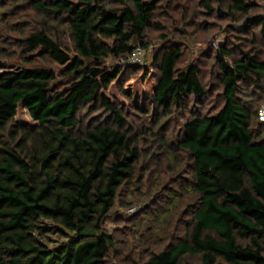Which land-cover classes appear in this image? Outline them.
Instances as JSON below:
<instances>
[{"label": "clouds", "instance_id": "obj_1", "mask_svg": "<svg viewBox=\"0 0 264 264\" xmlns=\"http://www.w3.org/2000/svg\"><path fill=\"white\" fill-rule=\"evenodd\" d=\"M261 150L264 0H0V264H264Z\"/></svg>", "mask_w": 264, "mask_h": 264}, {"label": "trees", "instance_id": "obj_2", "mask_svg": "<svg viewBox=\"0 0 264 264\" xmlns=\"http://www.w3.org/2000/svg\"><path fill=\"white\" fill-rule=\"evenodd\" d=\"M75 9H71V11H74ZM92 8L89 7L88 9L85 10V13L91 11ZM30 70H26L25 74H27ZM11 84V81L8 82V85L4 86V92L6 94L9 95L10 99H12L13 101H15L16 99H18L19 97H12L11 96V92L8 90V86ZM24 103L26 104H32L35 107H37V109L43 113L45 111H52L54 108H56L58 106V104L60 103L59 101L56 100L55 97H51V96H46V94L41 91L38 94L35 95H30L24 98ZM55 115L57 116V118H60L64 115V112L62 110L56 111ZM214 131H218L220 133V135L223 137L226 134V130L225 131H220V127L219 125L216 126V128L214 129ZM194 147L196 148H203L204 151L206 152H212V153H216V156H212L210 158L211 161L215 162L218 159V156H231L234 155V151L232 148H228L225 145H204L201 146L199 144L194 145ZM254 151V149H248V152L251 154ZM264 151V150H261ZM7 171V169L5 167H0V172H4ZM14 176V174H13ZM13 176H9L7 177L9 180L13 179ZM209 191H211V189H209ZM14 199V198H13ZM6 201H8L9 203L11 202L10 198L8 196H0V205H3ZM20 202L18 201L17 204H19ZM28 205H25L23 208H19V214L20 217L22 218L24 216V214L28 211ZM219 211H223V212H230L231 209L229 208H223V209H218ZM252 211H255V209H253ZM235 215V214H234ZM238 220L243 219L242 216H237L236 217ZM81 237H87L88 235H90L89 233L86 232H81ZM92 243H94L91 240H84L82 241V244H87V245H91ZM248 258V254H243L241 256V260L242 261H246ZM52 261V256H51V250L49 251H44L43 248H41L40 253L37 256H34L32 258V261L30 262V264H51ZM80 264H95V261L88 256L87 254V250H85L84 256L83 258L80 260Z\"/></svg>", "mask_w": 264, "mask_h": 264}]
</instances>
